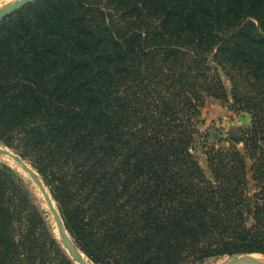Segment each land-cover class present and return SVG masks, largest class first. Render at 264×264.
<instances>
[{"label": "trees", "instance_id": "trees-1", "mask_svg": "<svg viewBox=\"0 0 264 264\" xmlns=\"http://www.w3.org/2000/svg\"><path fill=\"white\" fill-rule=\"evenodd\" d=\"M208 98L251 116L228 147ZM0 144L92 264L264 255V0H31L0 19ZM0 264H74L1 160Z\"/></svg>", "mask_w": 264, "mask_h": 264}, {"label": "rangeland", "instance_id": "rangeland-1", "mask_svg": "<svg viewBox=\"0 0 264 264\" xmlns=\"http://www.w3.org/2000/svg\"><path fill=\"white\" fill-rule=\"evenodd\" d=\"M0 1H1L0 2V8H1L15 0H9V1L0 0ZM202 118L204 119L205 124L200 125V129L206 134L208 143L210 145H214L215 147H228L231 139H236L240 135L241 130L249 127L250 122H251V116L249 113L243 112V113L234 115V112L230 108V103H228V101L225 102V101H222L220 99H215V98H208L206 100V104H205V107L202 113ZM0 146H4V145L0 144ZM236 146L240 148L241 143H236ZM202 150L203 149L201 147H198L196 154L198 156L201 166L208 173L206 156L204 155ZM0 160L12 166L16 170V172L23 178L24 182L27 185L28 190L30 191L31 199L33 203L37 206L40 213L42 214L46 225H48L49 227L50 233L57 239L58 243L60 244L64 252L67 254V256L72 261L71 257L68 255V253L63 248L60 242L53 213L50 212L51 210L48 206V203H46L47 200H45L46 198H44L40 189L37 187V185H35L31 177L26 172H24L23 169L18 167L20 164L14 163V161L11 158H6V157L4 158V156L0 157ZM37 176L39 177L42 184L48 191L46 185L44 184V182L42 181L38 173H37ZM49 195H50L51 200L53 201L52 204L58 210L55 200L51 197L50 193ZM66 233L67 235H69L67 230H66ZM69 237L71 238L70 235ZM225 257L226 256H221V257L207 259L204 261V264H218ZM72 262L74 263V261ZM90 263L92 264L91 261Z\"/></svg>", "mask_w": 264, "mask_h": 264}, {"label": "water", "instance_id": "water-1", "mask_svg": "<svg viewBox=\"0 0 264 264\" xmlns=\"http://www.w3.org/2000/svg\"><path fill=\"white\" fill-rule=\"evenodd\" d=\"M30 1L31 0H15L9 3L8 5L1 7L0 19L7 17L12 13H14L15 11L21 9L24 5H26ZM0 155L9 157L14 161V163L20 164L28 172L30 177L36 182L38 187L42 190L44 197L47 200L48 206L53 213L60 242L63 248L68 253V255L71 257L72 261H74V263L76 264H89L86 260L82 258L81 255L82 252L75 245L72 239L67 235L60 214L58 213L56 207H54V205L52 204V200L50 198L49 192L46 190L41 180L36 178V174L34 173L33 171L34 169L31 167V165L28 164L25 160H23L22 157L19 156L17 153H15L14 151L10 150L5 146H0ZM256 256L264 257V255L257 253L232 254V255H227L218 264H264V261H262L260 258ZM195 264H204V261H199Z\"/></svg>", "mask_w": 264, "mask_h": 264}, {"label": "bare ground", "instance_id": "bare-ground-1", "mask_svg": "<svg viewBox=\"0 0 264 264\" xmlns=\"http://www.w3.org/2000/svg\"><path fill=\"white\" fill-rule=\"evenodd\" d=\"M9 1V0H8ZM1 2V1H0ZM0 157H3V155H0ZM6 156H4V158H5ZM6 158H9V157H6ZM19 168H21V169H23V171L24 172H26L27 174H28V172L21 166V165H19L18 166ZM33 170V169H32ZM34 171V170H33ZM34 173L36 174V178L37 179H39V177L37 176V173L34 171ZM29 175V174H28ZM30 176V175H29ZM32 179V178H31ZM33 180V179H32ZM33 182L35 183V185H37L36 184V182L33 180ZM37 187H38V185H37ZM39 188V187H38ZM40 189V188H39ZM40 191H41V193L43 194V192H42V190L40 189ZM43 196H44V194H43ZM45 198V197H44ZM46 200V199H45ZM53 202V201H52ZM46 203H47V201H46ZM50 212H52V211H50ZM52 219V218H51ZM69 236V235H68ZM81 255H82V258L84 259V260H86L89 264H91L90 263V261L88 260V258L84 255V254H82L81 253ZM256 257H258V258H260L262 261H264V257H262V256H256Z\"/></svg>", "mask_w": 264, "mask_h": 264}]
</instances>
